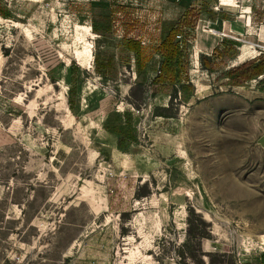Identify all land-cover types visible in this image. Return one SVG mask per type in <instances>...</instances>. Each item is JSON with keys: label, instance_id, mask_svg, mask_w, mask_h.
<instances>
[{"label": "rangeland", "instance_id": "374dc122", "mask_svg": "<svg viewBox=\"0 0 264 264\" xmlns=\"http://www.w3.org/2000/svg\"><path fill=\"white\" fill-rule=\"evenodd\" d=\"M218 4L0 0V264H264V73L222 76L264 52V0ZM190 7L167 87L157 47ZM236 151L246 187L222 188L207 160Z\"/></svg>", "mask_w": 264, "mask_h": 264}, {"label": "trees", "instance_id": "16d2710c", "mask_svg": "<svg viewBox=\"0 0 264 264\" xmlns=\"http://www.w3.org/2000/svg\"><path fill=\"white\" fill-rule=\"evenodd\" d=\"M198 15L199 12L194 7H190L183 18H180L177 25H174L173 28L168 31L165 39L159 43L157 52L161 57V61L155 82L161 83V85H166L167 87H173L183 71L187 74L188 69L187 65H185L187 63V56H184L185 58H183L186 63L182 61V57L186 54V50L184 54V49L179 40L181 37L180 33L184 26H191L193 21L195 22L198 18ZM215 18L216 13L213 12L210 19L214 20ZM127 48L133 51L134 54L138 55L140 46L138 43L128 44ZM228 52L234 57L238 55V50L235 48L234 44H231L228 48H224V50H220L219 45H216L211 53L200 54L199 62L204 69L210 72L213 70V63L217 56L219 57ZM262 54V56L259 55L247 62H242L239 65L229 68L222 73V76L230 77L231 84L233 85L245 84L251 78H255L257 75L264 73V52ZM140 67L143 69L142 64ZM159 116H161V114H159Z\"/></svg>", "mask_w": 264, "mask_h": 264}, {"label": "crops", "instance_id": "0c3cea01", "mask_svg": "<svg viewBox=\"0 0 264 264\" xmlns=\"http://www.w3.org/2000/svg\"><path fill=\"white\" fill-rule=\"evenodd\" d=\"M218 7H220V0H219ZM221 8H224V7H221ZM229 8L230 7H228V9ZM263 41H264V37H263ZM244 43H246V42H243L242 44H240L238 46L239 53H238L236 59H238L240 57V55H241L240 49ZM249 48H252V47H249ZM199 52H201V50ZM254 52H257V51H250L249 50L248 56H250V58H252V57H255L256 55H258V54L253 55ZM239 63H241V62H239ZM220 108L215 107V109H220V113H223L222 110L226 109V107H220ZM243 111H244L243 113L245 114L246 108ZM244 123H245V120H244ZM207 163L212 165V167H209V168H210V170L213 169L214 172H218V170H222L223 172H228L224 175H216V176L214 175L213 177H209V178H214V180L216 178L222 179L223 181L227 180V182L222 183V188L223 187L230 188V189L241 188L242 184L244 187H246V177H247V170H248V168H247L248 159H247L246 154H244L242 156L241 154H238L236 151L235 154H230L228 157H225L223 160H221V159H213V160L208 159ZM209 168H205V169L209 170ZM254 170H255V168H254ZM254 170L252 169L251 171H254ZM241 173H242V179H241ZM242 180H244V181H242ZM217 186H221V183L219 184L217 181H215L213 183V187L217 188ZM213 192L215 193V191H213ZM230 192H233V191H229L228 193H230Z\"/></svg>", "mask_w": 264, "mask_h": 264}, {"label": "bare ground", "instance_id": "6f19581e", "mask_svg": "<svg viewBox=\"0 0 264 264\" xmlns=\"http://www.w3.org/2000/svg\"><path fill=\"white\" fill-rule=\"evenodd\" d=\"M242 52L244 51V48H241ZM198 64V63H197Z\"/></svg>", "mask_w": 264, "mask_h": 264}]
</instances>
